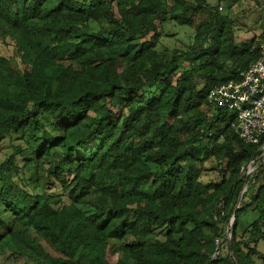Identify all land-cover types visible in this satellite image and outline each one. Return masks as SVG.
Returning <instances> with one entry per match:
<instances>
[{
    "label": "trees",
    "instance_id": "obj_1",
    "mask_svg": "<svg viewBox=\"0 0 264 264\" xmlns=\"http://www.w3.org/2000/svg\"><path fill=\"white\" fill-rule=\"evenodd\" d=\"M241 1L0 0L1 264H264V137L207 99L260 56Z\"/></svg>",
    "mask_w": 264,
    "mask_h": 264
},
{
    "label": "built area",
    "instance_id": "obj_2",
    "mask_svg": "<svg viewBox=\"0 0 264 264\" xmlns=\"http://www.w3.org/2000/svg\"><path fill=\"white\" fill-rule=\"evenodd\" d=\"M262 29L257 60L239 73V80H229L207 94L210 104L225 108L232 115L231 126L238 136L254 145L264 137V25ZM263 148L264 141L259 149L262 151ZM246 170L252 171L251 167Z\"/></svg>",
    "mask_w": 264,
    "mask_h": 264
},
{
    "label": "rangeland",
    "instance_id": "obj_3",
    "mask_svg": "<svg viewBox=\"0 0 264 264\" xmlns=\"http://www.w3.org/2000/svg\"><path fill=\"white\" fill-rule=\"evenodd\" d=\"M221 11L231 17L236 24L249 30L248 33L244 32V30L236 33V38L239 41H245L247 43L253 36H258V34L261 33L264 21V0H244L240 3L233 4L230 7L222 5ZM162 32L163 35L160 38V43L157 45V49L160 51L165 48H184L191 42L193 36V31L190 28L178 26L173 22L164 23L162 25ZM0 50L1 53H5V55L11 54L9 47L0 46ZM6 146V142L0 143V160H2L5 157V154L9 152ZM262 153L264 156V148ZM254 167L255 166L251 167L252 171L248 173L249 176H251ZM245 188L246 185L243 190ZM257 248L264 254L263 244L260 243Z\"/></svg>",
    "mask_w": 264,
    "mask_h": 264
}]
</instances>
